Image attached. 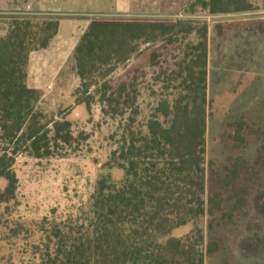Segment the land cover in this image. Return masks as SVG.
<instances>
[{
	"label": "trees",
	"instance_id": "trees-1",
	"mask_svg": "<svg viewBox=\"0 0 264 264\" xmlns=\"http://www.w3.org/2000/svg\"><path fill=\"white\" fill-rule=\"evenodd\" d=\"M197 8L211 15L253 10L247 0H195L188 15L195 16ZM59 30L60 22L54 19H14L0 37V181L6 184L0 204L16 198L18 158H51L55 148L73 139L66 115L49 119L39 109L42 93L28 83L31 55L48 50ZM159 44L180 45V54L172 69L161 68L156 75L163 93L142 123L139 79L147 74L137 70L114 76ZM160 58L152 52L149 68H158ZM73 61L80 81L76 105L90 112L98 98L104 117L123 121L121 136L102 166L88 207L43 226L38 264H206L219 245L206 241L201 223L214 217L222 203L219 192L208 190L213 163L207 159L206 139L212 104L207 96V24L196 19L93 20L74 49ZM227 136L237 149L247 136L256 137L264 165V131L241 120L229 125ZM244 168L245 161L235 158L224 177L225 187L236 185ZM113 170L121 179L113 178ZM246 206L240 199L223 217L232 219ZM188 226V234L173 236Z\"/></svg>",
	"mask_w": 264,
	"mask_h": 264
},
{
	"label": "rangeland",
	"instance_id": "rangeland-1",
	"mask_svg": "<svg viewBox=\"0 0 264 264\" xmlns=\"http://www.w3.org/2000/svg\"><path fill=\"white\" fill-rule=\"evenodd\" d=\"M194 1L0 0V37L14 19L60 22L59 35L48 51L31 55L29 85L42 93L39 109L49 119L66 115L73 138L69 145L55 148L51 158L16 161V198L0 204V264H38L45 225L75 217L88 207L102 166L117 147L123 121L104 117L98 98L88 112L85 105H76L74 96L80 86L73 71L74 49L90 22L101 19H196L207 24V96L212 104L206 139L207 159L213 163L208 190L219 192L222 203L214 217L201 223L206 241L219 245L206 264H264V165L258 158L262 143L247 136L237 149L227 136L229 125L241 120L264 131V0H247L253 7L249 12L211 15L197 8V14L190 16ZM179 48L156 45L115 74V79L137 70L147 74L139 79L140 122L148 121L163 93L154 81L156 75L161 68H173ZM152 52L161 54L156 69L149 68ZM237 157L245 161V168L237 184L227 188L223 180ZM110 173L115 180L122 177L116 170ZM5 186L0 181V190ZM240 199L247 201L243 211L224 218ZM191 229L181 228L173 236L182 237Z\"/></svg>",
	"mask_w": 264,
	"mask_h": 264
},
{
	"label": "crops",
	"instance_id": "crops-1",
	"mask_svg": "<svg viewBox=\"0 0 264 264\" xmlns=\"http://www.w3.org/2000/svg\"><path fill=\"white\" fill-rule=\"evenodd\" d=\"M59 32H60V30H59ZM59 35V34H58ZM57 38V37H56ZM48 50H45V51H41V52H36V53H46ZM33 54H35V53H33ZM30 82V74H29V81H28V83ZM30 86V85H29ZM34 89H37V88H34Z\"/></svg>",
	"mask_w": 264,
	"mask_h": 264
}]
</instances>
